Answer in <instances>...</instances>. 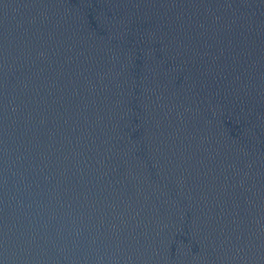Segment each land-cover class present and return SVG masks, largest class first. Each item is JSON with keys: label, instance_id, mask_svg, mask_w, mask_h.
Wrapping results in <instances>:
<instances>
[{"label": "water", "instance_id": "1", "mask_svg": "<svg viewBox=\"0 0 264 264\" xmlns=\"http://www.w3.org/2000/svg\"><path fill=\"white\" fill-rule=\"evenodd\" d=\"M0 264H264V0H0Z\"/></svg>", "mask_w": 264, "mask_h": 264}]
</instances>
